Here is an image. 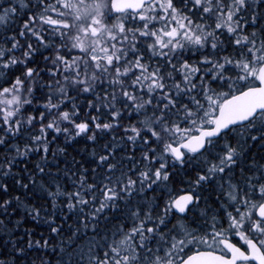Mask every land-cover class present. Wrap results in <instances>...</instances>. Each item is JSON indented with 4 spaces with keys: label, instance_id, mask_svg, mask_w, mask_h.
<instances>
[{
    "label": "snow or ice",
    "instance_id": "1",
    "mask_svg": "<svg viewBox=\"0 0 264 264\" xmlns=\"http://www.w3.org/2000/svg\"><path fill=\"white\" fill-rule=\"evenodd\" d=\"M6 3L0 4L6 45L0 47V146L15 154L0 160V192H9L8 177L23 189L36 185L35 173L21 183L13 172L29 153L43 154L36 169L50 175L44 161L50 152L55 156L51 145L61 135L65 142L83 137L94 144L111 136L91 176L88 169L72 174V190L56 177L39 184L51 198L52 211L43 209L51 233L63 231L57 209L76 216L62 246L66 240L79 248L90 230L87 252L79 253L87 264H264V156L250 155L255 144L264 145V0ZM251 25L260 27L249 31ZM38 53L43 69L30 66ZM45 88L44 103L33 108ZM133 117L135 123L124 124ZM25 130L23 146L10 145ZM117 132L132 145L126 170L122 160L112 162ZM198 158L207 167L189 181L190 194L162 208L133 203L145 187L169 181V167ZM205 185L212 204L200 194ZM21 204L14 196L0 209L7 214ZM25 207L40 217L41 208ZM106 209L120 218L101 228ZM34 244L49 241L29 239L25 248L5 240L0 264H24Z\"/></svg>",
    "mask_w": 264,
    "mask_h": 264
},
{
    "label": "trees",
    "instance_id": "2",
    "mask_svg": "<svg viewBox=\"0 0 264 264\" xmlns=\"http://www.w3.org/2000/svg\"><path fill=\"white\" fill-rule=\"evenodd\" d=\"M0 4H3L7 7L6 0H0ZM19 22H17L18 24ZM17 25H13L16 27ZM260 25H251L249 26V31L253 28L258 29ZM11 35V32L7 33ZM5 35L3 27H0V41L3 40ZM23 43V39L21 40ZM0 46L5 47L2 42ZM17 55V52L15 53ZM196 59V57H193ZM36 63L33 64V66ZM18 74V72H17ZM48 78L44 77V80ZM47 92V89L37 91L36 96L38 99L34 101L33 108L42 105L44 103L43 95ZM78 103L83 104V98H81ZM71 105L69 104V107ZM41 110H43L41 108ZM67 110V109H65ZM86 110V109H85ZM28 114L35 115L36 113L29 110ZM136 118L125 119L124 124L135 123ZM39 127V125H37ZM122 131V129L120 130ZM0 135H3L0 133ZM29 131L25 130L19 138H16L10 141L12 143L20 144L21 147L27 141ZM117 136V145L115 150V156L112 162L123 161L125 170L129 166V161L126 159L127 156L132 154V145H125L123 141L119 140V132L116 133ZM111 140V136H102L99 138L98 143H93L90 140H87L83 137H77L75 141L65 142L64 137L61 135L58 140L51 145L52 152H55L53 157L50 152L47 155V160L44 163L47 164L46 172L50 175H44L37 171L36 165L42 163L41 157L42 153H29L27 157H21L17 159V163L13 168V172L17 173L16 179H21V183H29L28 177L35 173L36 185H29V189L21 188L20 184H16L12 177L6 178L7 183L9 184V192L7 194L0 192V202L4 199H10L14 196H20L23 204L16 206L15 210L10 207L8 213L5 214L2 209H0V220H3L4 223L0 224V248H2L5 240H18L21 242L22 246L27 248V241L32 239L33 241L48 240L49 244L47 247H40L38 245L33 246L31 249H27L28 256L24 264H29V262L34 261V264H87V256L81 259L80 251L83 250L85 253L88 249V238L91 236V231L89 230L85 235L83 240L78 241L79 248H76V245H68L66 240L62 246L61 241L65 239L69 234L68 225H72L73 228L76 227V216L68 212L67 208H64L63 211L59 209L56 210V223L61 225L63 231L61 235L56 233H51L49 225L46 221L47 213L43 209H48L52 211L50 206V197H46L39 189V184L42 182V178L45 181L51 182L52 177H56L57 182L64 188L72 190V180L74 177L72 174L76 173L77 176L79 173L77 169H88L87 175L91 176V169L96 168L99 161V154H104L103 145L108 143ZM58 148H64V152H58ZM96 155H93V153ZM141 153V148L137 146L135 148V156L137 161H139ZM14 152H10L9 148L0 146V160H3L5 155H14ZM171 164V161L169 162ZM205 169L203 166V161L199 158L190 161L189 164L181 166L177 164L174 168L169 167L170 179L169 181L153 185L152 188L145 187L143 193L137 194L132 197L133 203L136 202H148L152 205L159 204L160 207H163L164 202L171 199L173 194L180 195L183 192L191 191L190 180L194 178L197 171ZM67 171V175L65 172ZM98 172H102L103 169H97ZM207 188V189H206ZM204 196L209 199L214 198L211 190L207 185H205ZM211 195V196H210ZM176 196V197H177ZM175 197V198H176ZM63 199V198H61ZM15 203V202H14ZM36 206L41 208L40 217L33 219L32 216L28 215L26 207ZM121 209L124 208V204L121 203ZM204 207V206H203ZM87 211V210H86ZM71 217V219H65V216ZM100 226L101 228L107 226L111 227L112 224L116 223L119 219V214L112 209H106L104 213L101 214ZM103 217H108V220L105 221ZM17 221L20 223L17 225ZM7 225V229H5ZM56 226V225H53ZM6 231L11 235H7ZM84 230L82 229V233ZM28 233H31L29 235ZM75 249V250H73Z\"/></svg>",
    "mask_w": 264,
    "mask_h": 264
},
{
    "label": "flooded vegetation",
    "instance_id": "3",
    "mask_svg": "<svg viewBox=\"0 0 264 264\" xmlns=\"http://www.w3.org/2000/svg\"><path fill=\"white\" fill-rule=\"evenodd\" d=\"M41 52H42L43 55H48V52L44 51L43 49L41 50ZM17 55H20V53L17 52ZM34 63H36V64L33 66ZM34 63H32L30 66H32V67H37L38 66L41 69L44 68V61H43L42 55L40 53H38L35 56ZM18 74H19V72H18ZM42 75L45 78H48L46 73L42 72ZM250 155L251 156H255L256 159L259 160L261 156H264V145L255 144L253 147H251ZM235 239H238V238H235ZM235 239L233 240V242H235Z\"/></svg>",
    "mask_w": 264,
    "mask_h": 264
},
{
    "label": "rangeland",
    "instance_id": "4",
    "mask_svg": "<svg viewBox=\"0 0 264 264\" xmlns=\"http://www.w3.org/2000/svg\"><path fill=\"white\" fill-rule=\"evenodd\" d=\"M0 47H2V46H0ZM201 161H203V159L202 158H199ZM203 166H204V168L206 169V167H207V165H205L204 164V162H203ZM204 189H205V187H204ZM204 189H202V190H200V194H201V196H203V197H206V196H204L205 194V192H204ZM207 189V188H206ZM210 189V188H209ZM211 190V189H210ZM212 192V191H211ZM177 196V194H173L172 195V197H171V199H175V197ZM211 196V195H210ZM214 200V198H212V199H208V203L209 204H212V201ZM203 206H204V201L202 200L201 201V203H200V207L201 208H203ZM193 215H195V214H193ZM209 223H210V221H209Z\"/></svg>",
    "mask_w": 264,
    "mask_h": 264
},
{
    "label": "water",
    "instance_id": "5",
    "mask_svg": "<svg viewBox=\"0 0 264 264\" xmlns=\"http://www.w3.org/2000/svg\"><path fill=\"white\" fill-rule=\"evenodd\" d=\"M187 194H190V192H184V193L178 195V196L176 197V199H178L180 196L187 195Z\"/></svg>",
    "mask_w": 264,
    "mask_h": 264
}]
</instances>
